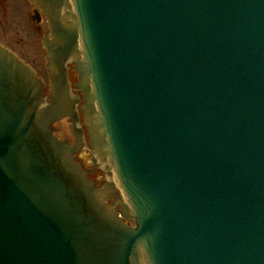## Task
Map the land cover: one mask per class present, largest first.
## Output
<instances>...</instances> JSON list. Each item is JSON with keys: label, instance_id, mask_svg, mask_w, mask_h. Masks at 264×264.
Wrapping results in <instances>:
<instances>
[{"label": "water", "instance_id": "water-1", "mask_svg": "<svg viewBox=\"0 0 264 264\" xmlns=\"http://www.w3.org/2000/svg\"><path fill=\"white\" fill-rule=\"evenodd\" d=\"M28 1L47 82L0 42V264H264V0Z\"/></svg>", "mask_w": 264, "mask_h": 264}, {"label": "rangeland", "instance_id": "rangeland-1", "mask_svg": "<svg viewBox=\"0 0 264 264\" xmlns=\"http://www.w3.org/2000/svg\"><path fill=\"white\" fill-rule=\"evenodd\" d=\"M0 31L4 33L2 41L13 47L20 55L36 69L39 75L45 77V69L43 66L42 47L40 45V34L35 29L33 23L30 27L24 24L21 16L13 9L7 19L0 16ZM71 82L75 81V76L71 71L69 73ZM57 135L66 136L71 140L70 122L67 119H62L54 124Z\"/></svg>", "mask_w": 264, "mask_h": 264}, {"label": "flooded vegetation", "instance_id": "flooded-vegetation-1", "mask_svg": "<svg viewBox=\"0 0 264 264\" xmlns=\"http://www.w3.org/2000/svg\"><path fill=\"white\" fill-rule=\"evenodd\" d=\"M11 9H13L15 12H17L19 14V16H21V19L25 25L28 24L30 27L31 23L34 24L35 29L40 34V39H39V41H40L42 36L44 35V33L47 30V24H46L45 18L42 15V13L39 10H36V8L32 4H30V2L28 0H0V16H1V18L7 19V17L10 15ZM33 16L38 17V20H33ZM3 38H4V33L0 31V42L2 44H4L5 46H7L8 48H10L11 50H13L22 59H24L20 55V53H18L13 47L4 43L2 41ZM42 52H44V50ZM75 82H76V79H75ZM63 119L68 120L67 117L63 118ZM55 133L57 135V131H55ZM84 133H85L86 145L89 148H91L89 143H88V137H87L85 128H84ZM70 135H71V131H70ZM57 136L60 139H63V138L67 139L66 136H59V135H57ZM67 140L70 142V144H73L75 141L72 135H71V140H69V139H67ZM75 157L77 160L82 162L86 168H89L92 165L91 154L88 150H82L80 152L75 153ZM88 177L95 179L96 184H97L100 180L103 179V174L101 172L91 171L88 173Z\"/></svg>", "mask_w": 264, "mask_h": 264}]
</instances>
